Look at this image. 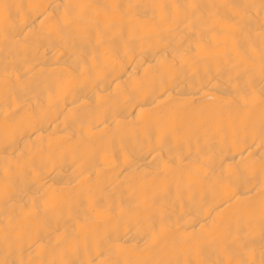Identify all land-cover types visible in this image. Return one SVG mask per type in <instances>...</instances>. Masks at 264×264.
Masks as SVG:
<instances>
[{
	"label": "bare ground",
	"instance_id": "obj_1",
	"mask_svg": "<svg viewBox=\"0 0 264 264\" xmlns=\"http://www.w3.org/2000/svg\"><path fill=\"white\" fill-rule=\"evenodd\" d=\"M0 264H264V0H0Z\"/></svg>",
	"mask_w": 264,
	"mask_h": 264
}]
</instances>
